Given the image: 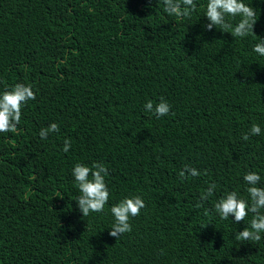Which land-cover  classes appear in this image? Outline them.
<instances>
[{
    "label": "trees",
    "instance_id": "obj_1",
    "mask_svg": "<svg viewBox=\"0 0 264 264\" xmlns=\"http://www.w3.org/2000/svg\"><path fill=\"white\" fill-rule=\"evenodd\" d=\"M243 2L264 39V0ZM195 3L178 19L162 0H0V92L36 95L19 135L0 133V264H264V233L236 239L252 214L214 210L228 192L248 198L247 172L264 187V57L254 36L206 31L207 0ZM161 98L170 113L156 119L144 105ZM253 123L261 134L243 140ZM77 163L107 167L103 212L80 213ZM184 165L202 175L181 180ZM133 196L146 207L116 240L110 209Z\"/></svg>",
    "mask_w": 264,
    "mask_h": 264
},
{
    "label": "clouds",
    "instance_id": "obj_2",
    "mask_svg": "<svg viewBox=\"0 0 264 264\" xmlns=\"http://www.w3.org/2000/svg\"><path fill=\"white\" fill-rule=\"evenodd\" d=\"M162 3L164 12L178 19L190 18L197 9L195 0H162ZM204 17L208 21L205 25L206 31L215 28L222 29L224 33H229L233 38H245L249 35L256 37L259 42L253 46L252 51L264 57V39L254 35V25L258 20L257 9L245 4L243 0H207ZM237 17L240 18L237 23L229 22ZM35 98L32 86L21 83L0 92V133L19 135L18 125L21 122L22 108ZM144 109L146 112L152 113L156 119L170 113V105L163 98L155 104L151 100L147 101ZM59 131V125L52 123L40 130L39 137L47 139L50 134L59 133ZM260 134V126L253 123L249 131L241 138L247 141L250 136ZM70 148L71 141L65 140L62 151L68 152ZM200 175H202L200 171L189 165H184L179 173L181 180ZM72 176L80 193L75 201L82 216L87 217L91 213L103 212L109 200V190L105 181V177L108 176L107 167L101 163H93L90 167L77 163L73 167ZM32 179L35 181L36 175H33ZM243 180L248 185L246 189L248 198L239 197L235 191L228 192L215 203L214 210L222 220L233 217V223L243 222L251 213L250 226L237 233L236 239L259 242L262 238L261 234L264 233V187L258 186L261 177L255 172H247L243 176ZM217 187L215 183L210 184L204 190L200 197V204L197 206H203V202L214 195ZM55 197L63 199V195L59 191ZM145 207L144 200L140 196L124 198L113 205L110 212L114 223L108 235L117 240L122 235L130 233L132 231L130 220L139 216Z\"/></svg>",
    "mask_w": 264,
    "mask_h": 264
}]
</instances>
